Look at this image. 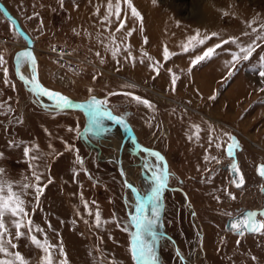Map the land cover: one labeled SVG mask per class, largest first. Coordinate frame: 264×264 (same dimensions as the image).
<instances>
[{
    "label": "rangeland",
    "instance_id": "rangeland-1",
    "mask_svg": "<svg viewBox=\"0 0 264 264\" xmlns=\"http://www.w3.org/2000/svg\"><path fill=\"white\" fill-rule=\"evenodd\" d=\"M0 2L33 42L40 83L74 101H105L103 110L123 117L137 144L148 150H135L128 139L119 155L125 127L103 117L94 124L82 111L58 109L34 94L27 84V63L18 68L16 60L26 41L0 12V39L6 40L0 46L5 61L0 66V181L21 193L25 221L33 229H22L27 234L16 239L13 218L6 216L17 245L9 251L19 252L25 264H42L45 252L32 243L35 236L50 246L52 264H133L130 225L136 196L123 185L112 158L121 156L125 178L141 195L150 194L155 175L167 174L154 225L158 264H264V232L238 235L224 226L235 209L264 207V180L256 176L257 166L264 164V82L259 76L264 44L232 76L225 62L238 49L231 42L210 59L191 64L206 49L232 37L245 45L254 39L257 33L248 24L255 21L252 27L257 29L264 24V0H131L142 20L122 3L125 27L119 32L114 16L111 24L103 19L108 0H63L62 6L60 0ZM214 3L220 17L217 29L209 30ZM153 13L160 19L147 26ZM151 26L162 28L168 59L165 50L148 47L160 38L157 33L148 36ZM197 33L198 39L210 38L190 43ZM51 46L73 50L85 66L59 65L46 54ZM129 52L135 59L128 58ZM133 97L149 101L151 107ZM226 133L239 145L232 157L226 153L231 142ZM206 155L220 163L206 162ZM231 159L244 177L241 188L223 169ZM34 173L43 188L38 201L33 187L23 189L37 184Z\"/></svg>",
    "mask_w": 264,
    "mask_h": 264
},
{
    "label": "snow or ice",
    "instance_id": "snow-or-ice-1",
    "mask_svg": "<svg viewBox=\"0 0 264 264\" xmlns=\"http://www.w3.org/2000/svg\"><path fill=\"white\" fill-rule=\"evenodd\" d=\"M157 0H153L155 4ZM61 6L63 5V0H60ZM122 3L126 4L129 9H131V15L142 20L140 13L137 9L132 5L131 0H108L107 8H106V15L104 16V21L108 22L109 24L112 23L111 17H115L117 21H119V25L116 28V31L119 32L121 29L125 27V20L121 19V12H122ZM99 11V10H97ZM252 23L248 24V27L251 28L252 33H257L255 38L252 39L249 43L239 44L237 38L232 37L229 40L222 41L221 44H216L212 48L206 49V51L200 55L195 57L191 61L192 66H195L199 62L207 59H210L214 54L217 48H221L222 44H227L231 42L232 44L237 45L238 51L231 53V60L226 61L225 65L228 67V76H232L234 71L237 68V65L241 62L250 61L252 58L253 53L256 51L257 48L261 47L264 44V24H261L259 29L252 27ZM128 36L131 35V32L127 33ZM217 35L213 33L212 36ZM243 35H250V33H244ZM199 33L196 36L190 37L189 42L197 41L199 44H203L205 40L209 39L210 37L205 36L203 39H198ZM113 41H115V36L112 37ZM126 39V37H125ZM146 42V41H145ZM127 51V48H125ZM184 50H188V46H184ZM120 51L119 46H117L113 51L112 55L115 57L116 54ZM99 55V53H97ZM144 55H147L146 53ZM165 59L169 58V53L167 48H165ZM129 59H135L131 57V53L129 52ZM149 59H151L149 57ZM17 66L18 68L24 63H30L33 68V72H35V58L32 56L30 51L21 52L16 57ZM103 62V61H102ZM5 63L3 56L0 55V66H3ZM259 64L261 66V70L259 71V76L264 82V55H261L259 58ZM157 71L158 69H154ZM191 71V67L189 68ZM5 76L7 75V69H4ZM20 79L24 80L25 77L21 74ZM177 77L173 76L172 84H173V91L175 90V82ZM5 83H7V79H5ZM31 91L34 94L47 96L50 100L55 102V107L58 109L70 108L72 107V101H70L67 97L63 96L62 94L54 91H50L48 89L43 88L36 79L35 74L32 76L31 79ZM260 91H264V88L260 89ZM130 95V94H128ZM215 96L210 97V99H214ZM137 102L143 103L145 106L151 107V104L147 100H141L140 97H133ZM105 101L96 100L92 98L91 102L88 104V108L90 110L92 116V122L98 123L100 118L107 116L109 119L117 120L119 123H123L122 120L113 117L110 112L103 110V105ZM83 107V106H81ZM197 128V138H198V131L199 127ZM228 136L230 143L227 144L226 153L229 157L234 155L236 149H238L239 145L235 140V137H232L230 134H225ZM211 144V139H210ZM217 148H221L222 145L216 144ZM30 150L25 148L24 154L25 156L29 155ZM153 155H157L153 153ZM35 159V157H32ZM206 162H211L213 160L216 163H220L218 158L211 157L206 155L204 157ZM77 162L82 163L79 157H77ZM233 172L238 174V179L233 180V183L236 184L237 187H240L244 184V177L242 173H239L238 166L233 163L231 166ZM3 170L0 169V174H2ZM257 174L264 178V164L257 166ZM35 179L37 181L36 185H23V189H28L29 187H33L36 192V199L39 200L40 194L43 192V188L39 186L40 176L35 175ZM154 180V187L152 188L150 194L147 195H137L136 198V205H135V214L131 216V225L130 227L134 229V231L130 232V253L133 260V264H158V259L155 252V243L157 240V233L154 230V225L157 222V219L160 215V207L159 204L161 202L162 192L166 188V181H167V174L161 173L157 174L153 177ZM51 183V180H49ZM131 187L130 185H127ZM264 191V188L261 189ZM218 199V198H217ZM234 199V197H233ZM85 208L87 209V202H85ZM150 213V214H149ZM91 215V212L89 211ZM264 216V211L257 213V212H248L245 216L241 217L238 220H234L231 224V229L233 231L239 232L240 235H244L245 232H253V233H262L264 232V221H259L256 217ZM6 216H11L13 219L11 220V227L15 229V238L19 239L22 236H25L27 233L21 231L24 228H27L28 233L32 232V222L28 220L25 221V217L27 216V212L24 208V201L21 199V193L15 192L11 184H6L3 181H0V264H25L23 257L20 255L19 252H11L9 251L10 248L14 249L17 247L16 244L12 242V233L9 231L8 224L5 221ZM96 226L99 227L101 223L100 213L97 210L95 214ZM39 230V229H37ZM127 230V229H125ZM33 244L37 247L41 248L45 252V256L42 260V264H52V254L49 250L50 246L46 243L41 244L39 240L36 239L35 236L30 237ZM239 243V241H238ZM61 255H64L63 249H60ZM177 255L179 256V252L177 251ZM182 259V257H181ZM61 264H66V260L61 261Z\"/></svg>",
    "mask_w": 264,
    "mask_h": 264
},
{
    "label": "water",
    "instance_id": "water-1",
    "mask_svg": "<svg viewBox=\"0 0 264 264\" xmlns=\"http://www.w3.org/2000/svg\"><path fill=\"white\" fill-rule=\"evenodd\" d=\"M0 12L2 13V15L9 21L12 23L15 31L18 33V35L23 38L25 41H26V48L23 52L25 51H30L32 53V56L34 57L33 55V42L31 40V38L29 37V35L21 28L19 22L17 21L16 18H14L5 8V6L0 2ZM27 69H28V72H29V79H30V82H27L26 80H23L24 82H27V84L32 87V84H31V79H32V76L35 74L36 76V79H37V82L43 87L45 88L39 81L38 79V74H37V64H36V61H35V72H33V68H32V65L30 63H27ZM46 89V88H45ZM51 91V90H50ZM41 96L48 104H51V105H55V102L53 100H50L47 96H43V95H39ZM69 99V98H68ZM70 101H72V107H70L69 109H76V110H80L82 111L83 113L87 114L89 116V120L92 119V116H91V113H90V110L89 108L87 107L89 103H86V102H81V101H74L72 99H69ZM83 106V107H81ZM104 111H107V112H110L108 110H104ZM111 113V112H110ZM111 115L113 117H116L120 120L123 121V123H119L117 122V120H113V119H109L107 116H104L103 118H107L109 120H113L115 122H117L118 124L122 125L123 127H125V132H124V137L122 138L121 140V143H120V147H119V155L122 153L123 151V148L126 144V142L128 141V139L130 140L131 144L133 145V147L135 148V150L137 151H148V150H145L144 148H141L138 144H137V141H136V138H135V135L133 133V130L130 126V124L123 118V117H120L118 115H115L113 113H111ZM117 167H118V171H119V175H120V178H121V181L123 183V185L125 186L126 189L130 190L137 198V195H141L140 192L137 190V188L131 184L129 181H127V179L125 178L124 176V172H123V168H122V164H121V157L118 156V159H117ZM259 165H262V164H259ZM256 172H257V168H256ZM234 174L233 171H231V175ZM264 179V178H263ZM127 185H130L131 187H128ZM236 185V184H235ZM248 212H256V211H253V210H244V212L236 217H232V218H228L226 221H225V229L228 230V231H233L231 229V224L234 220H238L240 219L241 217L245 216ZM135 214V213H134ZM257 219V218H256ZM258 220V219H257ZM260 221V220H259ZM132 231H134V229L132 228ZM234 233L240 235L239 232H236V231H233ZM244 234H256V233H253V232H245Z\"/></svg>",
    "mask_w": 264,
    "mask_h": 264
},
{
    "label": "built area",
    "instance_id": "built-area-1",
    "mask_svg": "<svg viewBox=\"0 0 264 264\" xmlns=\"http://www.w3.org/2000/svg\"><path fill=\"white\" fill-rule=\"evenodd\" d=\"M6 42L5 39H0V46ZM46 54L50 56L56 63L65 67L81 68L85 66V61L73 52V50L65 47L51 46L46 50Z\"/></svg>",
    "mask_w": 264,
    "mask_h": 264
},
{
    "label": "bare ground",
    "instance_id": "bare-ground-1",
    "mask_svg": "<svg viewBox=\"0 0 264 264\" xmlns=\"http://www.w3.org/2000/svg\"><path fill=\"white\" fill-rule=\"evenodd\" d=\"M144 3H145V1H144ZM144 6H145V4H144ZM146 7V6H145ZM156 12L158 13V11L156 10ZM219 17H220V15H219V12L217 11V9H216V5H215V3H214V9H213V11L211 12V15H210V19H209V22L208 23H206L207 24V26H208V29L209 30H215V29H217V27H218V24H217V21H218V19H219ZM159 16H157V14H155V13H153L152 15H151V17L149 16V18L147 17V26L150 24V22H152V21H154V22H156V21H159ZM149 22V23H148ZM152 27V26H151ZM153 28V27H152ZM147 32H148V36H149V34H153V33H157V36L158 37H160L159 39H155L154 41H152V42H150L149 44H148V47H150V46H155L157 49H158V51L159 52H163L164 50H165V48H166V45H164V43H163V38H161V34H160V32H161V30H162V28L161 27H154L152 30H150L149 31V29L147 28ZM168 29H166V31H167ZM152 32V33H151ZM165 33H167V32H165ZM158 40V41H157ZM160 40V41H159ZM167 47H169L168 45H167ZM34 52V51H33ZM39 79V78H38ZM48 105V104H47ZM50 106H55V105H51V104H49ZM247 123H249V122H247ZM246 123V124H247ZM250 124V123H249ZM248 125V124H247ZM264 130V129H263ZM121 157V156H120ZM113 158V160H114V162L116 163L117 162V157H112ZM123 168V167H122ZM127 179V178H126ZM128 180V179H127Z\"/></svg>",
    "mask_w": 264,
    "mask_h": 264
},
{
    "label": "flooded vegetation",
    "instance_id": "flooded-vegetation-1",
    "mask_svg": "<svg viewBox=\"0 0 264 264\" xmlns=\"http://www.w3.org/2000/svg\"><path fill=\"white\" fill-rule=\"evenodd\" d=\"M233 163H235V164L238 166V164H237L233 159H231V161H230L229 163H227L226 166H224L223 169L226 170V171L228 172V177H229L230 181L232 182V184H233L235 187H237V186L233 183V180L238 179V174L234 172V174L231 175V171H232V169H231L230 166H231ZM238 168H239V166H238ZM239 173H241V172H240V169H239ZM256 176H258L260 179L262 178L261 176H259V175L257 174V172H256ZM262 180H264V179L262 178ZM242 186H243V185H242ZM242 186L237 187V188H241ZM247 209H249V210H253V211H256L257 213H260V212L264 211V207H263V206H262V207H255V208H243V207H240V209H235V211H234V215L231 216V217H229V218L236 217V216L242 214V213L244 212V210H247ZM256 218H257L258 220H260V221H264V216H260V215H258ZM227 219H228V218H227ZM227 219H226V220H227ZM232 232H233V231H232ZM244 235H245V234H244Z\"/></svg>",
    "mask_w": 264,
    "mask_h": 264
},
{
    "label": "crops",
    "instance_id": "crops-1",
    "mask_svg": "<svg viewBox=\"0 0 264 264\" xmlns=\"http://www.w3.org/2000/svg\"><path fill=\"white\" fill-rule=\"evenodd\" d=\"M0 55H2V54H0ZM40 69H41V66H40V64H38V69H37V72H38V78H40V75H41V74H40V73H41V70H40ZM206 181H208V180H206ZM206 181H204L203 183H199V184H200V185H203ZM204 187H206V186H204ZM204 187H203V188H204ZM203 188H202V189H203Z\"/></svg>",
    "mask_w": 264,
    "mask_h": 264
}]
</instances>
